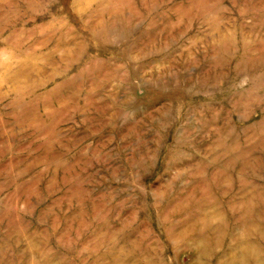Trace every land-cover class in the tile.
<instances>
[{"label": "rangeland", "instance_id": "1", "mask_svg": "<svg viewBox=\"0 0 264 264\" xmlns=\"http://www.w3.org/2000/svg\"><path fill=\"white\" fill-rule=\"evenodd\" d=\"M0 264H264V0H0Z\"/></svg>", "mask_w": 264, "mask_h": 264}]
</instances>
